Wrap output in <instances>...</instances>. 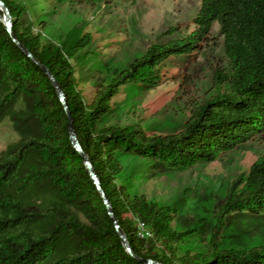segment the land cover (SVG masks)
<instances>
[{"label": "trees", "instance_id": "trees-1", "mask_svg": "<svg viewBox=\"0 0 264 264\" xmlns=\"http://www.w3.org/2000/svg\"><path fill=\"white\" fill-rule=\"evenodd\" d=\"M2 1L11 15L13 36L36 62L9 36L0 11V120H12L20 135L13 148L0 153V264H145L142 258L161 264H264V245L240 250L221 244L227 216L264 212V155L231 181L225 198L214 207L206 253L179 254L178 244L193 229L174 230L175 209L144 195L132 196L116 182L122 170L120 151L171 169L189 168L212 162L264 133V0H201L191 33L151 42L90 103L77 87L71 62L90 43V33L71 30L58 42H42L39 33L21 27V5ZM215 22L227 67L214 69L213 81L226 88L196 105L180 130L152 134L139 123L97 127L121 86L158 84L162 63L199 48ZM174 32L175 27L166 31ZM40 65L63 93L78 142L129 252L69 140L65 109ZM133 217L146 224L154 241L137 235Z\"/></svg>", "mask_w": 264, "mask_h": 264}, {"label": "rangeland", "instance_id": "rangeland-1", "mask_svg": "<svg viewBox=\"0 0 264 264\" xmlns=\"http://www.w3.org/2000/svg\"><path fill=\"white\" fill-rule=\"evenodd\" d=\"M23 8V29L39 33L42 42H58L67 32L90 33L91 41L71 59L77 87L86 103L117 70L141 56L151 42L185 37L195 26L201 0H14ZM175 27L170 35L166 31ZM158 84H127L110 99L109 112L97 127L139 123L147 133L181 129L191 110L226 88L216 87L213 71L224 70L227 59L217 23L199 48L173 55L162 63ZM20 135L9 118L0 120V153L15 146ZM264 155V133L189 168L171 169L153 159L118 152L122 166L116 178L130 195L168 204L175 209L171 226L193 229L178 244L179 254L206 253L214 224L212 211L225 198L231 181ZM224 248L246 250L264 245V212H238L225 219Z\"/></svg>", "mask_w": 264, "mask_h": 264}, {"label": "water", "instance_id": "water-1", "mask_svg": "<svg viewBox=\"0 0 264 264\" xmlns=\"http://www.w3.org/2000/svg\"><path fill=\"white\" fill-rule=\"evenodd\" d=\"M0 11L2 12V22L4 24L5 30L7 31V33L9 34V36L15 41V43L17 44V46L20 48V50L27 55L28 57H30L34 62H36V60L30 55V53L19 43L17 42V40L15 39V37L12 34L11 31V15L9 10L6 8V6L4 5L3 1L0 0ZM41 69L44 71V73L47 75L48 79L50 80V82L52 83L53 87L55 88L56 94L58 96V99L60 100V102L62 103L64 109H65V113H66V117H67V131H68V137L69 140L72 144V146L74 147V149L79 153L80 157L83 160L84 166L86 168V170L88 171L89 176L91 177L93 183L95 184L98 193L100 194V197L102 198L103 204L106 208V212L109 216V218L112 221V224L115 228L116 233L119 235L121 242L123 244V246L125 247V249L129 252L130 251V247L125 239V236L122 232V230L120 229L118 222L116 220V217L114 216V214L112 213V210L110 208L109 202L106 199L98 178L90 164V161L87 157V155L84 153V151L82 150L80 143L78 142L77 136L74 132L73 126H72V122L69 116L68 111L66 110V103L64 100V96L62 91L60 90V87L58 85V83L56 82V80L54 79V77L52 76V74L42 65H40ZM141 261H143L145 264H161L159 261L155 260V259H151V258H142Z\"/></svg>", "mask_w": 264, "mask_h": 264}, {"label": "built area", "instance_id": "built-area-1", "mask_svg": "<svg viewBox=\"0 0 264 264\" xmlns=\"http://www.w3.org/2000/svg\"><path fill=\"white\" fill-rule=\"evenodd\" d=\"M136 225L137 235L140 238L155 240L153 232L146 226V224L138 217H133Z\"/></svg>", "mask_w": 264, "mask_h": 264}, {"label": "bare ground", "instance_id": "bare-ground-1", "mask_svg": "<svg viewBox=\"0 0 264 264\" xmlns=\"http://www.w3.org/2000/svg\"><path fill=\"white\" fill-rule=\"evenodd\" d=\"M0 9H1V7H0Z\"/></svg>", "mask_w": 264, "mask_h": 264}]
</instances>
